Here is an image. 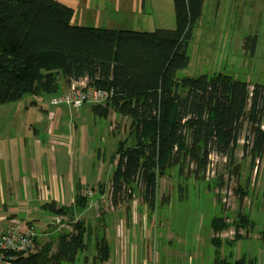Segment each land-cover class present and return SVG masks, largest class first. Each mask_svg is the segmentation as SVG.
I'll use <instances>...</instances> for the list:
<instances>
[{
    "label": "trees",
    "instance_id": "obj_1",
    "mask_svg": "<svg viewBox=\"0 0 264 264\" xmlns=\"http://www.w3.org/2000/svg\"><path fill=\"white\" fill-rule=\"evenodd\" d=\"M173 3L174 29L139 31L75 25L73 9L57 0H0V105L27 95L52 97L72 81L87 78L88 84L111 93L105 104L91 105L103 120L108 122L110 110L131 119L128 133L110 157L112 164L118 157V163L108 181L98 186L99 200L111 192L115 201L119 191L125 189L130 195L139 186L145 202L154 209L159 177L174 171L180 176L184 163L192 170L180 177L183 183L193 179L198 181L195 188L198 184L212 190L221 187L223 174L204 179L207 163L218 156L229 173L238 174L233 164L244 121L250 127L242 145L243 154L250 155V170L257 173L258 162L264 159V84H251L224 72L179 75V70L189 66V42L203 16L204 0ZM112 127L109 132L121 136ZM93 189L95 193L97 187ZM240 190L241 207L247 191ZM217 193L226 205L222 189ZM94 195L78 191L71 205L44 203L43 208L66 218L57 226L74 223V230L57 232L28 254L9 253L10 264H72L82 254L85 263L105 264L111 254L103 227L109 215L92 227L93 239L91 227L79 217ZM255 226L248 212L239 211L230 221L221 208L209 223L216 263L251 264L245 256L233 262L219 259L226 240L220 234L234 227L235 237L229 241L233 242L243 238L241 230ZM91 244L95 251L89 257L84 253L91 250Z\"/></svg>",
    "mask_w": 264,
    "mask_h": 264
},
{
    "label": "rangeland",
    "instance_id": "obj_2",
    "mask_svg": "<svg viewBox=\"0 0 264 264\" xmlns=\"http://www.w3.org/2000/svg\"><path fill=\"white\" fill-rule=\"evenodd\" d=\"M57 1L73 9L71 22L75 25L139 31L174 29L176 26L173 0ZM188 53L189 66L179 70V75L196 77L224 72L251 84H264V0H204L203 16L189 42ZM33 99L39 100L50 111V125L59 124L56 131L58 134L68 136L82 129L91 132L95 126L98 130L105 127L106 120L90 107L75 109L62 106L58 121L52 116L55 106L49 104L51 96L36 98L27 95L22 100L0 105V144L33 141L36 133L28 131V115L36 122L39 132L44 131L47 112L30 109L26 113L28 108L24 106ZM107 120L114 126V130L121 132V136L108 134L107 131V150L103 149L106 143L100 140L94 142L96 152L100 151L102 156L107 155L106 164L118 141L128 133L131 122L130 118L116 115L112 110L109 111ZM249 131L250 127L244 121L233 164V167L237 166V175L229 173L226 162L220 161L221 158L216 163L217 170L213 176L207 175L206 169V181L223 174L224 183L221 187L218 185L212 190L203 183L204 188L199 184L195 188L193 184L198 181L193 179L183 183L180 177L183 178L187 173L190 175L192 170L184 163L180 176L174 171L159 177L154 209L145 202L139 186L133 189L134 194H126L125 189L119 191L115 201L111 192H108L99 200L97 207L91 202L92 208L87 210L88 214L83 212L85 214L79 216L91 227V239L95 235L92 227L98 226L99 219H103L104 215H109L105 219L106 227H103L112 256H116L117 252L121 253L118 264H215L216 247L210 241L213 232L209 223L222 208L229 215L230 221H233L237 212H248L257 226L241 230L246 236L233 242L229 241L235 237L234 227L223 232V236L220 234L226 237L227 242L222 244L219 259L226 258L233 262L246 255L248 260L252 259L251 264H264V159L258 162L257 173L256 170H250V155L243 154L242 147ZM90 157L91 155L86 156L85 161ZM210 163H207L209 168ZM90 175L91 179L93 170ZM248 175H251L250 180L247 179ZM225 185L233 188L230 205H224L218 197V189L223 191ZM240 188L247 191L241 207ZM223 194L224 192L222 197ZM97 197L96 195L95 198ZM111 205L115 208L112 212ZM38 215L36 228L44 230L45 220L40 218L41 212ZM73 225L74 223L68 222L60 227L59 232L73 231ZM96 232L98 233V228ZM255 234L261 238L255 237ZM49 238L46 236L40 239L39 236L35 250L41 248ZM91 245V250L84 253L87 256L90 253L89 257L95 251V246ZM82 257L83 254L80 260L78 258L72 264H92L85 263Z\"/></svg>",
    "mask_w": 264,
    "mask_h": 264
},
{
    "label": "crops",
    "instance_id": "obj_3",
    "mask_svg": "<svg viewBox=\"0 0 264 264\" xmlns=\"http://www.w3.org/2000/svg\"><path fill=\"white\" fill-rule=\"evenodd\" d=\"M84 106L95 111L90 105ZM24 107L28 108L26 113H29L30 109L45 110L47 125L43 132H39L36 122L28 115V131L36 133L33 141L26 140L17 143L11 141L0 144V236L6 226L12 223L31 222L36 226V221L39 219L38 214L41 212L40 218L45 220V229H37L40 239L46 236L51 239L60 231V227L66 225V223H61L57 226L59 221L64 220L65 217H60L43 208L44 203L55 201L57 205H71L78 191L84 193L86 190L97 187L92 202L96 207L98 206L97 202L100 197L98 186L108 181L113 166L111 156L106 164L107 155L102 156L96 152L94 142L100 140L106 143L107 131L110 134L109 131L113 127L109 128V123L106 122L102 130H98L95 126L91 132L82 129L77 130L76 134L61 135L56 133L59 124L50 125V111L39 100H30ZM54 108L53 119L57 118L59 121L62 106ZM107 144L103 149L107 150L109 147ZM88 155L91 157L85 161ZM84 164H87V167H84ZM91 170H93V175L90 179ZM96 195L97 198H95ZM91 208L90 203L84 212L88 214L87 210ZM241 234L243 238L246 236L242 231ZM254 236L261 238L257 234ZM262 239L264 240V235ZM119 256L121 253L118 252L114 257L110 254L105 264H118ZM214 263L217 264L216 256H214Z\"/></svg>",
    "mask_w": 264,
    "mask_h": 264
},
{
    "label": "built area",
    "instance_id": "obj_4",
    "mask_svg": "<svg viewBox=\"0 0 264 264\" xmlns=\"http://www.w3.org/2000/svg\"><path fill=\"white\" fill-rule=\"evenodd\" d=\"M111 93L95 84H88L87 78L74 80L70 85L62 88V90L51 97L50 104L55 107L70 106L78 109L84 105H103L106 103ZM218 156H212V163L208 169V175L215 174V166L218 162ZM118 163V157L113 161L114 167ZM222 201L226 205L231 204L232 189L226 187L222 191ZM84 194L92 196L94 189L84 191ZM111 211L115 208L110 207ZM39 238V232L36 226L31 222H19L17 224H9L4 229L0 236V264H10L9 253H23L28 254L36 248V242Z\"/></svg>",
    "mask_w": 264,
    "mask_h": 264
}]
</instances>
